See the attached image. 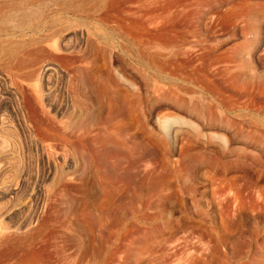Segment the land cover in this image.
<instances>
[{"label":"rangeland","instance_id":"1","mask_svg":"<svg viewBox=\"0 0 264 264\" xmlns=\"http://www.w3.org/2000/svg\"><path fill=\"white\" fill-rule=\"evenodd\" d=\"M7 1L0 243L48 219L53 264H264V0ZM16 70L72 142L28 134L29 118L15 128ZM73 74L109 92L75 105Z\"/></svg>","mask_w":264,"mask_h":264},{"label":"bare ground","instance_id":"2","mask_svg":"<svg viewBox=\"0 0 264 264\" xmlns=\"http://www.w3.org/2000/svg\"><path fill=\"white\" fill-rule=\"evenodd\" d=\"M53 1V0H52ZM31 1L30 0H8L6 2V6H10V7H18V8H24L26 4H29ZM186 3H184L185 5ZM5 6V8H6ZM2 8V7H1ZM4 8V7H3ZM8 9V7L6 8ZM2 10V9H1ZM10 10V9H8ZM12 10V9H11ZM14 10V9H13ZM21 10V9H20ZM20 14H22V17H29L30 14L29 13H26L24 12L23 10H21ZM104 15V14H103ZM105 17V16H104ZM124 17V16H123ZM19 18V16H18ZM152 18V17H151ZM140 19V18H139ZM146 19H150V15H149V12L148 14L146 15ZM117 21V20H116ZM126 22V21H125ZM5 30V29H4ZM23 31V30H21ZM20 31V32H21ZM129 39V38H128ZM1 40V39H0ZM32 40V39H31ZM130 41V40H129ZM138 41V40H137ZM136 41V42H137ZM17 42V41H16ZM18 43V42H17ZM103 43V42H102ZM137 44V43H136ZM2 45V44H1ZM16 45V48L18 47L19 48V45L18 44H15ZM141 45V44H139ZM144 45V44H143ZM8 46V45H7ZM11 46V45H10ZM24 46V45H22ZM125 46H128V45H125ZM123 47L126 49V47ZM142 46V45H141ZM56 47V46H55ZM13 48V47H12ZM15 48V47H14ZM13 48V49H14ZM90 48V47H89ZM36 49V48H34ZM129 49V48H127ZM131 49V48H130ZM129 49V50H130ZM142 49L144 50V47L142 46ZM40 50V49H38ZM146 50V49H145ZM3 51L5 54H7L8 56H14L16 57V52L14 53L11 49V47H4L3 48ZM17 51V50H16ZM89 51V50H88ZM142 51V50H140ZM13 52V53H11ZM33 52V51H32ZM49 52V51H48ZM132 52V51H131ZM37 53V52H36ZM135 52H133L134 54ZM142 54V52H141ZM143 54L144 56L148 57V55L146 53H144L143 51ZM142 54V55H143ZM99 55V54H98ZM136 55V54H134ZM133 56V55H132ZM19 57V56H18ZM29 57V56H28ZM33 57V56H32ZM31 58V57H30ZM138 58V57H137ZM141 59H143L141 56H140ZM14 59V58H12ZM135 59V58H134ZM30 60V59H29ZM37 60V59H36ZM130 60V59H129ZM144 61V60H143ZM17 62L18 63H22L23 61H19L17 59ZM134 63V62H133ZM142 63V61H141ZM105 65V64H104ZM5 66V64H4ZM47 66V65H46ZM76 66L78 65H74L73 67L76 68ZM6 67V66H5ZM9 67V66H7ZM11 68V67H10ZM107 68V67H106ZM106 68L104 70H106ZM49 69V67H43L37 74L34 73V72H31L29 73L26 78L28 79H32L33 76H34V79L37 81V82H41V80L43 79H46L45 77L46 74H47V70ZM111 69V68H110ZM35 70V69H33ZM52 71V70H51ZM54 71V70H53ZM77 70H75L76 72ZM112 71V70H111ZM109 71V72H111ZM11 75H10V79H11V82L17 86V91L14 93V105L12 107V110L15 114V117L17 119V121L15 122V128L17 127L18 129L21 128V130H23L22 126H21V122H24L25 121V118H29V120L33 123L32 127H28V134H32V132H35V133H39L41 132L42 130L46 131V130H50L49 133H47V137L49 136V138L52 139H57L59 140L60 142H72L71 140V137L69 134H66V133H56L54 131H51L50 128H47L46 127V120L44 119L43 117V109L41 110V104H45L46 106H49L51 109H54L57 111V108L54 107L51 102L50 103H46L47 100H49L47 98V94L45 92H43V90L41 89V87L37 90L38 93H34L31 94V93H26L21 85H20V82H19V79H22L23 76L20 74L19 71H11ZM113 75V74H112ZM111 76V74L109 75ZM52 77V76H51ZM63 79V78H62ZM1 80V79H0ZM56 80V79H55ZM61 81V80H60ZM63 81V80H62ZM100 80H98V78H94L93 76H78L77 74H73V76L69 77L68 79V82H67V88L68 90L71 92V97H72V102L76 105V104H79L80 102H82L81 100H85V101H88V102H92L94 101V99L96 97H98V94L101 93H106V92H109L108 89H106V86L105 87H101V84L99 83ZM56 83V82H55ZM28 84V83H26ZM50 84V83H49ZM38 86V85H37ZM49 86V85H48ZM52 86V85H51ZM121 86V85H120ZM119 86V87H120ZM29 87V86H28ZM31 89V87H30ZM34 91V90H32ZM106 91V92H105ZM33 93V92H32ZM55 93V92H54ZM63 95V93H62ZM133 95V94H132ZM62 97V96H60ZM59 97V98H60ZM136 97V96H134ZM65 101H66V104L68 103V96L67 94L65 95L64 97ZM51 100V99H50ZM58 100V99H57ZM60 100V99H59ZM97 101V100H96ZM60 102V101H59ZM64 102V101H63ZM135 103V102H134ZM41 105V106H40ZM65 105V104H64ZM53 111V110H52ZM60 111V110H59ZM46 112V111H45ZM58 112V111H57ZM54 116V115H52ZM49 119V118H48ZM51 120V119H50ZM56 120V119H55ZM49 121V120H48ZM57 122V121H56ZM25 123V122H24ZM54 123V122H53ZM4 124H5V121H4V117L0 116V129H4ZM17 130V129H16ZM54 130V129H53ZM59 130V129H58ZM61 130V129H60ZM47 145V144H46ZM53 145V143H52ZM44 146V145H43ZM54 146V145H53ZM64 146V144H63ZM35 147V146H34ZM51 145H48V148H50ZM58 147H60L58 145ZM54 148H56V146H54ZM52 150V149H51ZM59 150V149H58ZM62 150V149H61ZM43 151V150H42ZM3 150H0V160L3 161ZM56 157V155H55ZM63 158V156H62ZM53 159V157H52ZM57 159V157L55 158ZM60 159V158H59ZM60 161V160H59ZM71 161V160H70ZM47 165L49 166V161L48 159H46V161L42 162V166ZM72 166V165H71ZM71 168V167H70ZM35 171V170H34ZM44 171V170H43ZM40 173V171H39ZM34 174H36L34 172ZM89 174V173H88ZM31 175V174H30ZM32 176V175H31ZM29 177V175H28ZM32 178V177H31ZM29 179V178H28ZM27 179V180H28ZM47 179V176L44 175V176H38L36 178V180H46ZM92 179V178H91ZM30 182V181H29ZM32 185V184H31ZM69 187V185H68ZM30 188V187H29ZM49 188V187H48ZM31 190V189H30ZM76 192V191H75ZM79 192V191H78ZM84 192V191H83ZM96 192V191H95ZM15 193V192H14ZM36 194V193H35ZM39 195V194H38ZM74 195V194H73ZM77 195V194H76ZM75 196V195H74ZM79 197V196H78ZM34 198H37L36 196L33 197ZM53 198V197H52ZM76 199V198H75ZM81 199V198H80ZM71 200V199H69ZM147 201V200H146ZM31 202H33L31 200ZM30 202V203H31ZM76 203V202H75ZM32 204V203H31ZM30 205V204H29ZM28 205V206H29ZM39 205V204H38ZM28 208V207H27ZM40 208V207H39ZM57 209V208H56ZM28 210V209H27ZM52 211V210H51ZM149 211V210H148ZM58 212V210H57ZM56 212V213H57ZM81 215V214H80ZM79 216V215H78ZM47 217V216H46ZM52 217V216H51ZM24 218V217H23ZM44 218V217H43ZM10 219V218H9ZM52 219V218H51ZM19 220H21L19 218ZM56 220V219H55ZM42 221V220H41ZM54 221V220H53ZM20 222V221H19ZM32 222V217L28 218V220H26L24 222L23 225L25 226H29ZM62 225H58V228L61 227ZM115 226V225H114ZM48 227H52V225H50V223H48V219L47 221L45 219H43L42 222H40L37 226H35L32 230L29 231H26V233L28 234L27 237L29 238V240L25 241V242H19V243H14L15 245L13 244H8V238L7 239H2L1 240V243H0V264H53L50 260H49V257L51 256V254H53L54 252L49 248L50 246V243L48 241V235H47V228ZM57 227V226H56ZM7 228V227H6ZM48 229L49 232H55V229ZM21 229V228H20ZM31 229V228H30ZM66 229V228H65ZM93 229V228H92ZM29 230V229H28ZM57 230V229H56ZM67 230V229H66ZM68 232V231H67ZM22 234V233H21ZM20 234V235H21ZM25 234V233H24ZM54 234V233H53ZM61 234H63L61 232ZM86 234V233H85ZM92 234V233H91ZM52 235V234H51ZM68 235V234H67ZM19 236V235H18ZM89 236V235H88ZM87 236V237H88ZM94 236V235H93ZM17 237V236H16ZM64 237V236H63ZM85 237V236H84ZM100 237V236H98ZM106 237V236H105ZM10 238V237H9ZM23 238V237H22ZM27 238V239H28ZM20 239V238H19ZM51 239V238H50ZM87 239H90L87 238ZM92 239V238H91ZM11 240V239H10ZM65 240V239H64ZM93 240V239H92ZM97 240V239H96ZM99 240V238H98ZM70 241V240H69ZM89 241V240H88ZM56 242V241H54ZM54 242H51V243H54ZM74 243V242H73ZM91 243V241H90ZM89 243V244H90ZM6 244V245H5ZM64 244V243H62ZM58 245H61V244H58ZM52 246V245H51ZM54 246V245H53ZM68 247V246H67ZM87 247V246H85ZM90 247V246H88ZM55 248V247H54ZM136 248V247H135ZM131 249V248H130ZM54 250V249H53ZM56 250V249H55ZM63 250H65L63 248ZM70 253V252H69ZM67 254V253H66ZM88 254V252H87ZM54 255V254H53ZM74 255V254H73ZM85 255V254H84ZM99 255V254H98ZM56 256V255H55ZM72 256V255H71ZM75 256V255H74ZM77 256V255H76ZM86 256V255H85ZM84 257V256H83ZM57 258V257H56ZM76 257H74L75 259ZM128 259V258H127ZM81 261V260H80ZM85 261V260H84ZM55 262V261H54ZM60 262V261H59ZM62 262V261H61ZM57 263V262H56ZM83 263V262H82ZM67 264V263H66ZM72 264V263H71ZM76 264V263H75ZM91 264V263H90Z\"/></svg>","mask_w":264,"mask_h":264}]
</instances>
